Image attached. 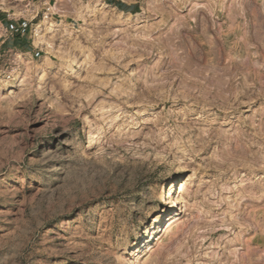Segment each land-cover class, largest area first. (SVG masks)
<instances>
[{"label": "rangeland", "instance_id": "obj_1", "mask_svg": "<svg viewBox=\"0 0 264 264\" xmlns=\"http://www.w3.org/2000/svg\"><path fill=\"white\" fill-rule=\"evenodd\" d=\"M31 2L0 0V264H264V0Z\"/></svg>", "mask_w": 264, "mask_h": 264}, {"label": "crops", "instance_id": "obj_2", "mask_svg": "<svg viewBox=\"0 0 264 264\" xmlns=\"http://www.w3.org/2000/svg\"><path fill=\"white\" fill-rule=\"evenodd\" d=\"M26 2V4L28 6L32 5L31 3V0H24ZM28 2V3H27ZM17 8L20 7V4L17 3L16 5ZM7 19L8 20V23L11 24L10 26V30L13 32V37H14V41L17 42V45L20 46L21 44L25 43V38H26V34H27V27H28V24H29V21L28 18H25L23 16H17L16 15V12H8L7 14ZM23 17V18H21ZM23 20L25 21H28L27 23L24 24Z\"/></svg>", "mask_w": 264, "mask_h": 264}, {"label": "bare ground", "instance_id": "obj_3", "mask_svg": "<svg viewBox=\"0 0 264 264\" xmlns=\"http://www.w3.org/2000/svg\"><path fill=\"white\" fill-rule=\"evenodd\" d=\"M57 8L58 7H56V6H53V7H51V9H53V10H57ZM58 11V10H57ZM54 12V11H53ZM48 24H50V28H52L53 26H54V23H49L48 22ZM184 185H181V188H180V191H184V187H183ZM180 217H179V215H176V216H174L173 218H171L168 222H169V224L166 226V228H165V233L166 234H169L172 230H173V228L175 227V222L179 219Z\"/></svg>", "mask_w": 264, "mask_h": 264}, {"label": "trees", "instance_id": "obj_4", "mask_svg": "<svg viewBox=\"0 0 264 264\" xmlns=\"http://www.w3.org/2000/svg\"><path fill=\"white\" fill-rule=\"evenodd\" d=\"M107 1V3H115V0H106ZM117 5L120 7V8H122V9H124V10H131L132 11V8H130V7H127L125 4H123V3H117Z\"/></svg>", "mask_w": 264, "mask_h": 264}, {"label": "built area", "instance_id": "obj_5", "mask_svg": "<svg viewBox=\"0 0 264 264\" xmlns=\"http://www.w3.org/2000/svg\"><path fill=\"white\" fill-rule=\"evenodd\" d=\"M18 68V67H17ZM15 69H12L11 70V72H7V77L10 79V78H12L14 75L12 74L13 73V71H14Z\"/></svg>", "mask_w": 264, "mask_h": 264}]
</instances>
